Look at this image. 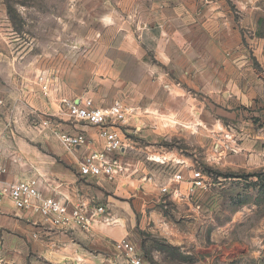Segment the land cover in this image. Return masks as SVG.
<instances>
[{"label":"crops","instance_id":"0c3cea01","mask_svg":"<svg viewBox=\"0 0 264 264\" xmlns=\"http://www.w3.org/2000/svg\"><path fill=\"white\" fill-rule=\"evenodd\" d=\"M114 1L115 8L109 6L108 2L107 6L102 8V12L107 13L104 18L107 22L105 28L116 27L118 33L122 14L136 10L144 26L152 29V33L151 30L148 33L151 38L148 44H153L154 52L162 53L167 60L185 61L181 63L178 84L174 85L171 79L165 80L164 103L150 97L147 104L136 106L138 119L134 121L136 125L134 124L133 128H136L138 141H146L148 146L142 147L139 143L133 144L131 148L128 146L121 156L128 166V173L115 181H109L105 177H84L80 171V160L92 152L102 150L106 140L98 128L86 122H77L83 123L77 125L82 129L67 133H84L87 142L77 149L75 154L55 151L54 157L43 158L36 164L22 167L19 172L15 170L20 168L21 154L14 143L6 155L7 145L4 139L7 136L11 140L12 132L5 134L6 121L3 120L0 121V163L8 169L4 180L10 182L37 179L45 196L61 200L70 206L83 202L90 206L107 207V203L102 202L106 198L101 194L115 185L116 190L132 196L136 212L133 210L132 216L124 212L117 215L109 213L115 224L111 225L114 227L106 228L107 234L109 233L106 236H109L110 240V236L114 234L116 242L128 238L140 249L144 264H173L172 257L166 252L151 247L152 262L144 257L138 244L143 242L141 245L148 250L150 238H158L170 248L195 255L194 264H254L253 261L255 264H263L264 216L259 214L258 207L253 205L250 199L248 204L244 203L237 208L238 195L233 188L248 187V193H242L245 200L247 195H252V185L258 181V176L261 175V179L264 177V151L261 147H256L257 143L264 140V127L261 130L244 128V116L249 113L250 118L264 121V38L261 34L257 35L258 28L264 21V0ZM4 23L0 21V60L25 59L28 56L27 48L22 45L16 49V44H6L2 35V30L6 27ZM157 26L162 27V31H157ZM96 37L98 36L90 35L87 43H92ZM62 38L63 42H74L75 33H69L68 37ZM100 38L102 42L105 41L104 37ZM38 42L40 44L42 40ZM95 42L99 41L95 39ZM116 43L123 44L124 39L116 38ZM143 53L140 46L138 51L135 50L136 58L143 59ZM206 60L211 62H204ZM26 70L27 66L24 71L20 68V75L26 74ZM5 72L7 70L3 73ZM21 82L20 84L24 83L23 80ZM68 85L71 86V83ZM68 85L65 86L69 89V94H73ZM206 92L213 101L219 98L223 102L218 106L228 109L230 118L233 114H241L237 130H228V135L237 141L245 142L239 144L238 148L235 147L232 152L222 151L220 148H215V152L209 151L207 164L204 165L203 158L197 159L199 154L202 156L203 151H195L194 161L184 155L182 150H166L160 145V141L171 140V125L178 123L182 126L190 124L191 133L196 135L197 139L203 140ZM69 96L67 97L75 99ZM174 96L180 98L179 116L173 115ZM162 107L164 111L161 112ZM146 108L148 112L142 113V109ZM60 111L64 113L61 101ZM256 121L258 120H250L249 123ZM187 128L189 130V127ZM183 132L188 133L186 129ZM123 133L122 131L121 134ZM224 136L225 134H213L212 137H219L222 141ZM244 161L246 164H243ZM234 166H244L248 168L246 172L258 173L250 175V179L246 181L229 175L221 179L212 174L213 169L231 168L230 171H234ZM167 169L174 170L175 173ZM196 171L204 174L208 187L191 193V182ZM177 173L182 174L183 181H175ZM210 178L214 180L212 183ZM94 185L103 189H94ZM161 187H167L169 192L163 194ZM30 216L44 225H50L37 215L18 210L8 196L2 198L0 218L28 223ZM126 220H131V223L126 224ZM146 223L149 225L150 237L144 241L135 231V227L139 224V228L144 230ZM98 224L103 223H96L92 231L99 228ZM50 226L61 232L64 230V233L79 229ZM244 234L248 236L246 240L243 238ZM241 241L246 245L242 256L239 255L240 249L243 248ZM113 251L116 255L115 249Z\"/></svg>","mask_w":264,"mask_h":264},{"label":"rangeland","instance_id":"374dc122","mask_svg":"<svg viewBox=\"0 0 264 264\" xmlns=\"http://www.w3.org/2000/svg\"><path fill=\"white\" fill-rule=\"evenodd\" d=\"M107 2L109 6L116 7L113 0H0V21L5 22L6 27L2 30V35L6 44H16L14 45L16 49L23 45L28 51V56L23 60L20 58L0 60V121H6L5 134L12 132L11 140L7 136L4 139L7 145L6 155L12 143L18 147L21 154L20 168L15 171L20 172L22 167L36 164L43 158L54 157L55 151L69 153L55 134L56 131L74 132L75 129H82L77 125L83 123L70 120L69 116L60 111V101L69 95L72 98H91L98 107H108L117 101L123 103L131 111L129 117L131 125L120 127L121 132H124L122 136L126 144L130 148L137 143L142 147L148 146L146 141L139 142L136 138V128H133L134 121L138 119L136 106L147 104L150 97L164 103L165 80L171 79L174 85L178 84L181 63L185 61L167 60L162 53L154 52L153 44H148L151 39L148 33L150 30L152 33V29L144 26L136 10L122 14L118 33L116 27L105 28L107 22L104 18L107 13L102 12V8L107 6ZM158 30L162 31V27L157 26ZM258 30L257 35L261 34L264 38V21ZM69 33H75V41L63 42L62 37H68ZM90 35L98 36L95 39L99 42H95L94 39L92 43H87ZM100 37H104L105 41L102 42ZM116 38L119 40L123 38L124 43L117 44ZM38 40H42V43L39 44ZM140 46L144 51L143 59L136 58L135 54V50L138 51ZM26 66L27 73L21 76L20 68L24 71ZM4 70L7 72L3 73ZM22 80L24 83L20 84ZM65 85L69 86L73 94H69V89L67 90ZM205 97L203 140L197 139L196 135L191 133L190 124L182 126L178 123L171 125L173 128L171 140L160 141V145L166 150H182L184 155L193 158L194 161L195 151L199 153L203 151L202 156L199 154L197 159L203 158L204 165L207 164L209 151L220 148L222 151L232 152L235 147L238 148L239 144L245 142L237 141L228 135V130H237L241 114L237 116L233 114L230 118L228 109L218 106L223 103L219 98L213 101L207 92ZM172 107L173 115L179 116L181 112L179 96H174ZM147 109H142V113L148 112ZM250 116V113L244 116L246 122L244 128L261 130L264 121L254 118L258 121L251 124L249 121L254 119ZM98 129L101 133V129ZM185 129L188 133L183 132ZM213 134L225 136L220 141L221 138L212 137ZM257 146L264 151V140L257 143ZM243 164H246L245 161ZM222 169H213L212 174L218 175L221 179L229 175L246 181L250 179V175L258 173L246 172L248 168L244 166H234V171H230L231 168ZM167 170L175 173L174 170ZM259 176L258 181L252 185V195H247V199L243 200L242 193H248V187L236 186L233 191L235 190L238 195L237 208L244 203L248 204L250 199L252 204L258 207L259 214L264 216V177L261 179ZM209 181L212 183L214 180L210 178ZM96 187L103 189L94 185V189ZM113 187L101 194L106 198L101 201L107 203L108 211L113 215L124 212L132 216L131 212L134 210L132 196L116 190L115 185ZM230 206L232 211V204ZM125 223L129 224L131 220H126ZM98 225L99 228L95 231L76 229L71 233H64V230L58 231L31 216L28 223L0 218L3 264H121V259L113 251L116 236L111 235L110 240L109 236H106L109 234L106 228L114 226ZM148 227L147 223L144 230L139 228V224L135 227V231L144 241L150 237ZM247 237L244 234V240ZM241 242L243 248L240 249L239 255L242 256V250L246 245ZM142 243L138 245L144 257L151 262L153 255L150 247L166 252L172 257L173 264L195 263V255L170 248L158 238L148 239V250L141 245ZM253 262L255 264V261Z\"/></svg>","mask_w":264,"mask_h":264},{"label":"built area","instance_id":"2783aa9c","mask_svg":"<svg viewBox=\"0 0 264 264\" xmlns=\"http://www.w3.org/2000/svg\"><path fill=\"white\" fill-rule=\"evenodd\" d=\"M61 108L69 118L75 122H86L101 129L106 140L102 150L95 151L80 160V171L84 177H105L115 181L128 173V166L122 161V154L128 148L120 130L121 126H129L130 110L117 101L108 107H98L91 98H63ZM61 144L70 153L83 147L87 142L84 133L71 134L55 132ZM2 156L0 147V159ZM8 173L6 166L0 163V202L8 196L14 206L21 211L41 217L46 223L61 229L79 228L90 232L96 223L101 222L107 226L115 224L104 205L90 206L79 202L72 206L61 200L44 195L37 179L27 181H5ZM175 181H183L181 173L175 175ZM191 193L208 187L207 180L201 171H196L192 180ZM163 194L169 189L161 187ZM115 251L121 264H144L143 256L136 244L128 238L115 243ZM3 249L0 245V264H3Z\"/></svg>","mask_w":264,"mask_h":264}]
</instances>
